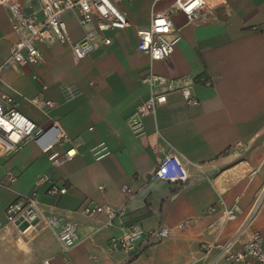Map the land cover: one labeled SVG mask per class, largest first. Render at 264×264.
<instances>
[{
	"label": "crops",
	"instance_id": "crops-1",
	"mask_svg": "<svg viewBox=\"0 0 264 264\" xmlns=\"http://www.w3.org/2000/svg\"><path fill=\"white\" fill-rule=\"evenodd\" d=\"M126 2L121 7L131 21L128 28L136 30L131 39L128 28L114 30L110 45L101 44L80 63L73 60L70 45L43 46L40 64L1 74L0 101L11 94L14 105L39 126L58 123L72 141L58 150L65 152L77 145V154L54 167L35 143L28 142L17 154L2 158L0 222L6 223L5 209L18 194L38 190L37 180L51 173L67 186V192L52 198L40 188L43 206L47 213L79 224V244L64 251L57 232L48 228L31 246L22 238L21 250H13L14 241L7 250L0 243V264H40L47 258L52 264H189L203 241L218 236L221 212H210V208L219 204L220 197L229 207L239 206L238 218L225 224L221 239L229 238L254 207L252 226L264 239V0H220L217 18L195 26L199 31L181 13L173 15L182 40L187 35L189 44L175 49L167 61L154 62V73L187 82L207 74L214 85L194 86L200 100L197 106H188L179 92L169 94L155 115L144 120L146 133L141 137L132 133L127 118L149 95L142 76L151 62L138 49L137 30L150 24L152 0ZM137 5L149 8V19L143 24H135L132 18ZM64 18L72 41L81 40L86 28L75 13L67 12ZM16 40L8 11L0 6V65ZM67 59L78 68H67ZM70 86L78 90L74 98L65 90ZM36 97L57 102L50 117L29 102ZM101 141L107 143L111 155L97 161L91 149ZM171 146L198 165L189 167L190 179L185 184L153 178ZM8 171L16 177L11 184L14 191L3 185ZM124 185L133 191L126 224L155 229L176 227L187 219L193 222L176 228L173 239L152 245L135 258L109 252L108 242L122 231L121 226H105V216H86L82 208L89 201L113 206L126 203ZM100 186L105 189L101 191ZM28 245L30 251L24 252Z\"/></svg>",
	"mask_w": 264,
	"mask_h": 264
},
{
	"label": "built area",
	"instance_id": "built-area-1",
	"mask_svg": "<svg viewBox=\"0 0 264 264\" xmlns=\"http://www.w3.org/2000/svg\"><path fill=\"white\" fill-rule=\"evenodd\" d=\"M33 2L36 5H33ZM126 0H0V6L8 11L9 20L17 40L10 54L0 65V80L3 71L18 69L27 65H38L43 61L41 48L56 43L70 45L73 60L80 63L97 50L101 44L110 45V32L123 30L131 26L127 11L121 4ZM220 0L210 4L207 0H152L151 20L146 28L137 30L138 49L149 57V68L142 76L144 84L149 88L148 97L142 101L127 118V124L136 137L145 135L144 120L155 115L157 110L167 102L168 95L179 92L188 106L200 104L194 93L195 85L207 88L213 87L214 82L207 74L187 82L183 78H168L153 71L154 62H165L174 53L182 40V34L175 27L173 15L181 13L187 24L196 26L211 23L217 18L216 8ZM74 12L80 25L86 28L85 36L79 41H72L65 14ZM38 80V77L35 76ZM11 88V87H10ZM46 87L43 86V89ZM14 93L18 92L11 88ZM69 98H74L78 90L73 87L65 88ZM14 96L7 94L0 101V166L1 160L20 152L28 142H33L48 156L54 167H61L71 161L77 154V145L60 152L58 147L72 141L61 126L53 122L47 128L39 126L29 116L14 105ZM29 102L43 115L57 107L54 100L36 97ZM95 160H102L111 155V150L105 141L97 143L91 149ZM190 166L193 164L178 149L171 146L157 164L153 178L176 184H185L190 179ZM7 182L4 187L14 191L11 184L16 177L11 171L6 173ZM38 190L30 194H18L17 198L5 209L6 223L0 222V243L5 249H10L11 242L17 243L21 238H29L41 229H53L64 251L79 244V224L67 221L53 213H47L41 200L40 188H45V194L57 198L67 192V186L59 183L51 173H44L38 180ZM99 189L103 191L104 186ZM127 194L126 203L120 206L99 204L89 201L82 208L86 216L103 215L105 226L119 223L122 231L110 238L108 249L111 253H123L135 258L147 248L157 243L173 239L176 228L181 229L190 225L193 220L187 219L176 227L162 226L146 229L139 223L126 224L127 202L133 196L128 185L122 187ZM221 212L218 236L212 241H203L189 264H264V239L260 231L252 226L253 208L247 219L227 239H221L220 233L224 225L238 218L239 206L229 207L220 197L219 204L210 208V212ZM25 224V227L22 225ZM30 231V235L27 232ZM20 249V248H19ZM21 250V249H20ZM40 264H52L51 259H43Z\"/></svg>",
	"mask_w": 264,
	"mask_h": 264
},
{
	"label": "rangeland",
	"instance_id": "rangeland-1",
	"mask_svg": "<svg viewBox=\"0 0 264 264\" xmlns=\"http://www.w3.org/2000/svg\"><path fill=\"white\" fill-rule=\"evenodd\" d=\"M126 1H128V0H126ZM126 1L124 3H122V4H126L127 3ZM132 18L134 19V23L135 24H143V23L147 22L148 19H149V8H147L146 6H143V5L142 6L137 5L136 7H133ZM175 19H176V21L179 24V22H180L179 21V18L178 17H175ZM191 25H193V27L195 28V30H198L199 29L198 27H195L196 25H194V24H191ZM76 30L78 32L81 31V29L78 26H77V29ZM127 31H128L129 38L131 39L132 38V35L131 34L136 31L135 30V26L134 27H131V28H128ZM182 33L185 35L186 30L185 29L182 30ZM187 44H189V37L186 35V36H184V39L177 45V47L175 49L181 48L182 45L187 46ZM66 66H67V68H70L71 67V69L78 68L77 67L78 65H75L74 63L69 62L68 59H67V65ZM242 174H243V172H241V175ZM22 227H25V224H23ZM224 227H225V225H224ZM47 230H48V228L47 229H41V228H39V232L38 233L34 234L33 236H30L28 239H25V238L24 239L25 240H29L30 241L29 245L31 246L35 242V240L37 238H39L40 236H42ZM35 236H36V238H35ZM29 245H28V248L23 249L24 252L30 251V248H29L30 246ZM16 248H17L16 246L13 247V250L14 249L16 250ZM20 252L23 253L22 251H20Z\"/></svg>",
	"mask_w": 264,
	"mask_h": 264
},
{
	"label": "bare ground",
	"instance_id": "bare-ground-1",
	"mask_svg": "<svg viewBox=\"0 0 264 264\" xmlns=\"http://www.w3.org/2000/svg\"><path fill=\"white\" fill-rule=\"evenodd\" d=\"M27 235H28V236L30 235V231L27 232ZM19 244H20L21 246L24 245V242H23V239H22V238L19 240Z\"/></svg>",
	"mask_w": 264,
	"mask_h": 264
}]
</instances>
